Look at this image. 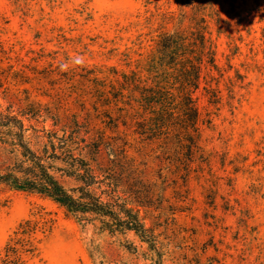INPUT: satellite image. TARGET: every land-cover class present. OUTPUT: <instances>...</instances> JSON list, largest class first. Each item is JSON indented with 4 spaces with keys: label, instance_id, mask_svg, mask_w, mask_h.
I'll return each mask as SVG.
<instances>
[{
    "label": "rangeland",
    "instance_id": "rangeland-1",
    "mask_svg": "<svg viewBox=\"0 0 264 264\" xmlns=\"http://www.w3.org/2000/svg\"><path fill=\"white\" fill-rule=\"evenodd\" d=\"M27 96L140 181L152 242L0 184V264L40 215L23 264H264V0H0V111Z\"/></svg>",
    "mask_w": 264,
    "mask_h": 264
},
{
    "label": "trees",
    "instance_id": "trees-1",
    "mask_svg": "<svg viewBox=\"0 0 264 264\" xmlns=\"http://www.w3.org/2000/svg\"><path fill=\"white\" fill-rule=\"evenodd\" d=\"M200 47L205 53L203 36ZM194 70L199 82L200 68ZM23 101L17 108L7 106L0 111V149L7 158L0 184L47 198L78 221L98 224L103 232H133L151 244L150 231L139 215L140 181L131 173H112L98 165L100 142L76 115L62 121L28 96ZM210 102L219 101L213 95ZM48 120L51 123L46 127ZM49 222L43 215L21 222L4 247L2 264H23V255L34 252L38 235L50 230Z\"/></svg>",
    "mask_w": 264,
    "mask_h": 264
}]
</instances>
